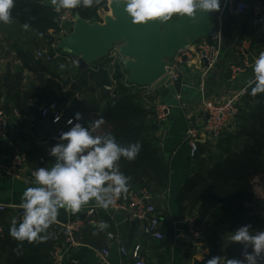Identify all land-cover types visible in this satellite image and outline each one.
<instances>
[{
  "label": "trees",
  "instance_id": "obj_1",
  "mask_svg": "<svg viewBox=\"0 0 264 264\" xmlns=\"http://www.w3.org/2000/svg\"><path fill=\"white\" fill-rule=\"evenodd\" d=\"M254 3L264 9V0H252L251 4ZM108 11V0H100L90 9L81 6L61 9L59 13L51 0H14L12 23L0 24V57L17 63L18 67L13 74L10 70L0 74V102L11 105L17 112L28 109L32 103L39 115L41 107L55 103L69 119L79 112L82 119L76 123L89 129L92 135L93 125L99 118L90 116L99 113L100 104L106 103L101 117L105 128L98 135L111 133L121 147L140 143L136 159L129 162L122 157L119 167L130 178L136 192L145 191L156 198L166 192L169 182L168 166L160 154L154 129L148 125L155 119L153 106L160 90L147 94L145 89L132 87L122 63L104 62L93 73L77 70L63 60L53 63L35 60L38 51L55 44L50 33L58 34L62 30L58 24L61 14L66 12L91 22L99 12ZM24 25H28L27 29ZM4 46L13 51V58ZM74 70L78 74L66 90L65 80ZM24 71L33 77L32 81L27 79L26 85ZM111 83L115 85L114 99L104 90ZM250 93L248 88L241 99L234 133L222 134L216 151H208L206 162L199 160L205 154L199 148L193 160L200 169L189 181L187 192L178 197L179 207L185 204L194 211L195 226L203 228V236L208 239L205 248L208 254L199 264H208L213 258L239 261L252 245L244 242L228 245L226 239L245 225H251L250 235L264 231V201L256 196L251 185L259 176V184L264 182V94L252 96ZM45 244V241L21 243L4 231L0 237V264H51V258L44 251ZM71 261L64 264H72ZM255 262L264 264V251L256 255ZM78 264L81 263L78 261Z\"/></svg>",
  "mask_w": 264,
  "mask_h": 264
},
{
  "label": "crops",
  "instance_id": "obj_2",
  "mask_svg": "<svg viewBox=\"0 0 264 264\" xmlns=\"http://www.w3.org/2000/svg\"><path fill=\"white\" fill-rule=\"evenodd\" d=\"M247 16L245 14L224 18L219 63L205 81L201 80L202 65L197 60L192 65L185 66L179 85L183 90L180 93V107L170 109L164 122L157 123L152 119L148 124L154 129L153 135L158 140L160 154L169 170L166 192L159 197H152V203L161 222L163 240L155 241L145 237L142 232L144 221L128 222L127 211L97 208L92 216L87 215V209L96 207L95 202L90 201L75 215L65 212L64 209L60 210L58 220L48 230L49 238L45 240L44 251L51 259L53 252L61 249L66 261L78 260L81 264H132L130 257L120 255L119 248L124 247L129 251L137 243H142V257L148 264H199L206 259L208 251L205 248L208 247V239L203 236L204 229L195 226L194 221L196 230L192 232L193 219L196 220L194 211L185 204L179 207L177 203L178 197L187 192L190 188L189 181L200 169L197 162L190 158L185 133L190 127L203 125L204 100L224 101L234 92L245 88L248 80L254 79L252 65L243 64L244 57L241 51L244 48L247 50L249 46V56L259 55L264 48V35L259 33L253 35L251 26H243ZM4 47L13 58V51ZM17 67V63L13 64L11 60L0 57V74L7 70L13 74ZM236 69L240 71L237 72ZM76 74L78 72L74 70L65 80L66 90L74 83ZM23 76L24 85L29 84L27 79L33 80L27 71L23 72ZM145 90L147 94H151L158 89L153 87ZM158 101L161 103L160 97ZM0 105L7 116V136L0 138V205L7 209L0 213V226L9 232L13 220L19 221L17 210L21 209L18 205L21 203L22 193L28 187L38 186L29 180L27 172L36 171L40 167L50 170L56 163V158L52 157L50 152L59 144L53 140L55 128L48 120L41 119L34 104L30 103L29 108L23 111H16L17 115L14 114L15 109L11 105L3 104L2 101ZM105 106L106 103H101L100 112L90 117L101 119ZM104 128L105 124L100 129H95L94 135H98ZM234 131V127H230L226 133ZM217 146V142L209 138L200 141L199 148L204 149L205 154L199 160L206 162L208 151L213 153ZM16 158L24 160L18 178L12 179L2 175L3 170ZM128 186L129 191L122 194L121 203L124 206H128L131 198L141 192L135 191L131 181ZM69 221H81L84 224L83 228L73 235L71 242H67L66 232L61 228ZM88 221L91 224H87ZM100 223H107V229L100 231L98 229ZM195 232L200 237L196 236ZM108 235H112L113 239H108ZM104 251L108 256L103 254Z\"/></svg>",
  "mask_w": 264,
  "mask_h": 264
},
{
  "label": "clouds",
  "instance_id": "obj_3",
  "mask_svg": "<svg viewBox=\"0 0 264 264\" xmlns=\"http://www.w3.org/2000/svg\"><path fill=\"white\" fill-rule=\"evenodd\" d=\"M55 11L72 10L81 6L92 8L100 0H51ZM123 4L124 11L134 25L143 26L149 22H169L181 17L195 18L196 13H211L220 11V0H113ZM14 0H0V24L12 23ZM67 15V13H65ZM28 25H24L27 29ZM254 79L247 81V91L251 95L264 94V52H261L253 62ZM254 85V86H253ZM82 116L77 112L67 121L70 130L61 133V143L52 148L50 155L56 158V163L47 169L38 168L34 175V185L24 190L21 203L23 210L19 223L13 220L9 235L18 242H43L49 238L48 230L58 220L59 212L64 209L75 215L82 206L94 201L96 206L108 209L122 194L129 191V177L121 172L119 161L123 157L131 162L140 152L139 142L121 147L111 133L92 135L91 131L80 123ZM60 116L55 117L59 122ZM103 118L96 120L93 129H100ZM107 223H100L98 229H107ZM251 225L240 227L230 239L234 242L250 243L255 255L264 251V231L256 235L249 234ZM246 259L255 264L254 256ZM208 264H240L237 260L221 261L213 258Z\"/></svg>",
  "mask_w": 264,
  "mask_h": 264
},
{
  "label": "built area",
  "instance_id": "obj_4",
  "mask_svg": "<svg viewBox=\"0 0 264 264\" xmlns=\"http://www.w3.org/2000/svg\"><path fill=\"white\" fill-rule=\"evenodd\" d=\"M66 12L61 14L59 25L66 24L67 27L57 34L51 32V36L55 40V44L52 46L51 51H38L35 55L36 61H42L44 63H53L55 61L63 60L66 64L76 67L77 60L74 59L70 53L61 50L59 45L61 41L72 33L74 23L77 18L70 16ZM250 13L254 19L255 24L264 25V9L259 3H254L247 5L241 0H222L221 8L218 14L215 17L214 26L215 32L213 36L209 39H202L197 42L191 43L186 42V45L178 51L172 59L164 63V72L165 75L161 83V87H169L180 85L182 82V76L184 68L187 65H192L195 60H197L201 65V80L205 81L213 69L218 64L221 53H222V26L225 16L238 17ZM95 20H93L94 22ZM92 22V21H91ZM90 23V22H88ZM96 23V22H94ZM123 47L122 44L115 45L112 47V50L108 53V56L104 59L98 61L97 65L94 67H89L87 70L93 73H97L100 67V64L111 61L110 65L116 62L117 59L121 60L124 64L125 59L123 58L120 49ZM264 52V49L261 51ZM260 52V53H261ZM249 52L244 48L241 55L244 57V65H253V62L259 55L256 57L249 56ZM235 71L239 72V69ZM132 86V85H131ZM134 87V86H132ZM244 89V88H243ZM243 89L238 90L231 94L226 100H204L202 102L203 111L205 113V121L201 127H190L185 133V141L189 147V155L191 159H194L199 150V142L204 138H209L213 142H217L222 134L227 131L230 127H234L237 123L239 115V106L241 99L246 94V91ZM104 90L108 93L110 99L115 98V85L111 83L108 86L104 87ZM177 100H180V94L177 95ZM153 111L155 115V120L157 123H162L165 121L170 108L166 107L159 101L153 106ZM40 117L42 120H48L51 125L55 128V133L53 135V140L57 144H61L64 141H61V133L67 132L69 125L67 121L68 117L64 115V112L59 110L55 103L41 107ZM14 114L17 115V112L14 111ZM60 116L59 122H55V117ZM4 112L3 106L0 105V138H6L7 136V118ZM24 165V160L22 158H16L6 169L3 170L2 175L8 178H18L21 173L20 168ZM23 173V172H22ZM35 171H28L27 176L30 181H35ZM255 180V181H254ZM254 183L259 184V179L256 177L252 180ZM251 181V185H252ZM254 190V187L252 185ZM122 196L117 199L112 206L105 210H122L127 211L128 213V222L135 221H144L143 226V235L145 237L151 238L155 241L163 240V234L161 230V222L158 217L155 205L152 203V197L147 194L145 191H141L138 195H134L131 198V201L128 206H124L121 203ZM99 207H92L87 209L86 213L89 216H92L95 210ZM7 207L0 205V213H3ZM102 209V208H101ZM18 218L21 220L23 216V210L18 209ZM193 219V229L192 232L196 230L194 228ZM87 224H91L90 221ZM84 224L81 221H69L66 224L62 225L61 228L66 232L67 242H71L73 235L80 231L83 228ZM195 229V230H194ZM3 229L0 226V237L3 236ZM195 235L200 237L195 232ZM108 239H113L112 235H108ZM143 245L142 243H137L132 246L128 251L124 247L119 248L120 255L124 257H130L132 264H148L142 257ZM247 255H253L254 260L256 255L253 251V247L246 251ZM105 256H108L106 251L103 252ZM65 255L61 249H56L52 254L51 264H64ZM72 264H78V261H71ZM246 263H250L246 259Z\"/></svg>",
  "mask_w": 264,
  "mask_h": 264
},
{
  "label": "water",
  "instance_id": "obj_5",
  "mask_svg": "<svg viewBox=\"0 0 264 264\" xmlns=\"http://www.w3.org/2000/svg\"><path fill=\"white\" fill-rule=\"evenodd\" d=\"M109 1L111 18L104 24L88 23L77 18L73 31L59 48L77 60L78 70H87L108 56L115 45L125 59L124 70L128 83L138 89L153 88L165 75L164 63L173 58L189 41L209 39L215 32L214 20L218 12H197L195 18L181 17L169 22H149L134 25L124 11L123 4ZM222 0H220L221 8ZM60 24V22H58ZM161 103L170 109L180 107L177 100L183 90L179 85L159 88ZM67 142V141H64Z\"/></svg>",
  "mask_w": 264,
  "mask_h": 264
},
{
  "label": "rangeland",
  "instance_id": "obj_6",
  "mask_svg": "<svg viewBox=\"0 0 264 264\" xmlns=\"http://www.w3.org/2000/svg\"><path fill=\"white\" fill-rule=\"evenodd\" d=\"M242 2H244V3H246L247 5H250L251 3H252V0H242ZM248 16H247V18L245 19V21H243V26H251V28L253 29V35H254V33L255 34H257V33H259L260 35L261 34H263L264 35V25H258V24H256L255 25V22H254V19H253V17H252V15L250 14V13H248L247 14ZM110 16V17H109ZM111 18V13L108 11V12H99V14H98V17H97V19L94 21V22H96V23H98V24H104V19L105 18ZM93 21L92 22H90V24H92V23H94ZM241 24V23H240ZM234 25H236V23L234 24ZM234 25H232V26H234ZM67 27V25L66 24H64V25H62V28L63 29H65ZM228 38V37H227ZM51 49H52V46L50 47V49L47 47L46 49H42V50H40V51H46V52H49V51H51ZM264 49V48H263ZM262 49V50H263ZM247 51H249L250 52V47L248 46L247 47ZM243 52V50L241 51V53ZM116 62L117 63H121V60H119V59H117L116 60ZM160 86H161V83H158V85H156L155 87H156V89H159L160 88ZM241 103V102H240ZM241 105V104H240ZM101 127H102V125H101ZM236 128V127H235ZM258 178H260V176L258 177ZM255 181V180H254ZM264 182H262V183H260V184H257L256 185V183H254L253 181H252V185H253V187H254V192H255V194H256V196L258 197V198H260L261 200H263L264 201V184H263ZM252 235H256V234H252ZM230 238V237H229ZM227 239L228 240V242H226V243H229V244H232V243H234V241H232L231 239ZM237 243V242H236ZM228 244V245H229ZM253 247V246H252ZM249 251V250H248ZM248 255H247V252H244V254L240 257V259H239V261H240V263H243V264H245L246 263V257H247ZM246 264H248V263H246ZM255 264H259L258 262H255Z\"/></svg>",
  "mask_w": 264,
  "mask_h": 264
},
{
  "label": "bare ground",
  "instance_id": "obj_7",
  "mask_svg": "<svg viewBox=\"0 0 264 264\" xmlns=\"http://www.w3.org/2000/svg\"><path fill=\"white\" fill-rule=\"evenodd\" d=\"M110 17V16H109ZM215 21V20H214ZM214 24V23H213ZM200 40H202V39H200ZM199 41V40H198ZM197 42V41H196ZM122 63V62H121ZM123 64V63H122ZM124 65V64H123ZM124 67V66H123ZM127 81H128V76H127ZM160 88H161V86H160ZM202 236V235H201Z\"/></svg>",
  "mask_w": 264,
  "mask_h": 264
}]
</instances>
